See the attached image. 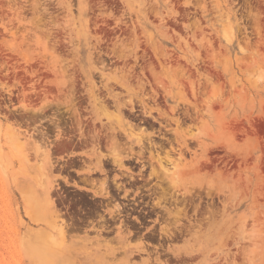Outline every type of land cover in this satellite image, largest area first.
<instances>
[{
  "label": "rangeland",
  "instance_id": "374dc122",
  "mask_svg": "<svg viewBox=\"0 0 264 264\" xmlns=\"http://www.w3.org/2000/svg\"><path fill=\"white\" fill-rule=\"evenodd\" d=\"M143 153L164 215L101 230L58 164ZM0 264H264V0H0Z\"/></svg>",
  "mask_w": 264,
  "mask_h": 264
},
{
  "label": "flooded vegetation",
  "instance_id": "af4514ba",
  "mask_svg": "<svg viewBox=\"0 0 264 264\" xmlns=\"http://www.w3.org/2000/svg\"><path fill=\"white\" fill-rule=\"evenodd\" d=\"M142 150L144 153L150 151L147 148ZM144 153L142 155H130L126 158L123 168L112 162L110 158H105L106 160L101 163L102 171L97 169L87 172L82 167V165H87L82 157L58 164L64 171L62 175L70 180L67 185H74V182L98 184L104 180L105 192L102 195L87 194L81 189L79 191L91 201L90 205L82 209L81 214L85 217L97 216L95 221L105 220L104 223L100 224L103 226L101 230L112 231L116 226L128 221V218L130 220L138 218L135 221L138 225L132 231L138 232L139 228H145L143 232H146V229L160 221L164 215L163 204H155L158 196L155 192L160 191L161 184L156 182L159 179L150 175L152 163L148 160L149 155ZM122 169L123 171H121ZM75 186L90 191L89 188L81 184ZM78 188H71L70 190L78 191ZM108 202L118 204L115 218H110V215L103 217L107 213ZM62 207H65L62 213L67 212L68 205L62 204ZM77 218L79 217L77 216ZM113 220L118 222L111 224Z\"/></svg>",
  "mask_w": 264,
  "mask_h": 264
},
{
  "label": "bare ground",
  "instance_id": "6f19581e",
  "mask_svg": "<svg viewBox=\"0 0 264 264\" xmlns=\"http://www.w3.org/2000/svg\"><path fill=\"white\" fill-rule=\"evenodd\" d=\"M140 144H141V143H140ZM40 147H41V146H40ZM41 150H42V148H41ZM42 159H43V158H42ZM167 159H168V158H167ZM118 160H119V159H118ZM119 162H120V161H119ZM120 164H121V163H120ZM41 165H42V164H41ZM40 182H41V181H40ZM104 187H105V186H104ZM47 202H48V201H47ZM51 221H52V220H51ZM53 221H54V220H53ZM57 221H58V220H57ZM57 221H56V222H57ZM60 221H61V220H60ZM61 222H63V220H62ZM51 224L53 225V223H51ZM56 225H57V224H56ZM61 225H62V224H61ZM61 225H60V226H61ZM58 226H59V225H58ZM61 232H64V230H62ZM46 234H47V233H46ZM49 234H50V233H49ZM63 234H64V233H63ZM62 237H63V236H62ZM47 239H48V238H47Z\"/></svg>",
  "mask_w": 264,
  "mask_h": 264
}]
</instances>
